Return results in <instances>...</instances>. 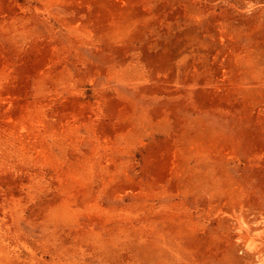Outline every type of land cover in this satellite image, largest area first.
Masks as SVG:
<instances>
[{
  "label": "rangeland",
  "instance_id": "obj_1",
  "mask_svg": "<svg viewBox=\"0 0 264 264\" xmlns=\"http://www.w3.org/2000/svg\"><path fill=\"white\" fill-rule=\"evenodd\" d=\"M0 264H264V0H0Z\"/></svg>",
  "mask_w": 264,
  "mask_h": 264
}]
</instances>
